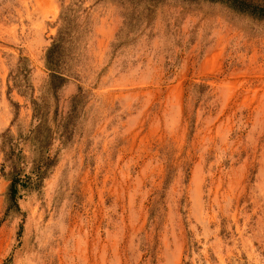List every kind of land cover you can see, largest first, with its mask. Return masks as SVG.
I'll return each instance as SVG.
<instances>
[{
  "label": "rangeland",
  "instance_id": "obj_1",
  "mask_svg": "<svg viewBox=\"0 0 264 264\" xmlns=\"http://www.w3.org/2000/svg\"><path fill=\"white\" fill-rule=\"evenodd\" d=\"M0 264H264V17L0 0Z\"/></svg>",
  "mask_w": 264,
  "mask_h": 264
},
{
  "label": "trees",
  "instance_id": "obj_2",
  "mask_svg": "<svg viewBox=\"0 0 264 264\" xmlns=\"http://www.w3.org/2000/svg\"><path fill=\"white\" fill-rule=\"evenodd\" d=\"M214 2H224L227 3L230 7L238 10V11H252L259 17H264V7L260 5H256L254 3H250L247 0H210ZM57 48V43H54L47 51V64L51 70H53L52 65H53V59L55 60V55L57 53L56 51ZM66 81V78L55 71L52 72L50 76V87L53 88L54 90H57L56 88L62 86V84ZM76 97H74L75 99ZM39 106V105H38ZM35 114L39 115V109L36 107L35 108ZM41 121V118H40ZM41 123V122H40ZM41 126V125H40ZM48 166V163L45 164H38L34 169L36 171V178L42 179L45 169ZM13 170L11 173V182L9 186V199L15 203V205L18 207L17 203V195L19 192V186L21 187H26L29 183H31V176L30 175H24L21 176L20 173V168L16 167L15 165L12 166Z\"/></svg>",
  "mask_w": 264,
  "mask_h": 264
}]
</instances>
